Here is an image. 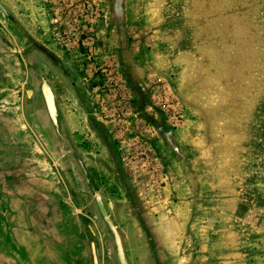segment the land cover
Wrapping results in <instances>:
<instances>
[{
  "label": "rangeland",
  "instance_id": "rangeland-1",
  "mask_svg": "<svg viewBox=\"0 0 264 264\" xmlns=\"http://www.w3.org/2000/svg\"><path fill=\"white\" fill-rule=\"evenodd\" d=\"M0 68L82 264H264V0H0Z\"/></svg>",
  "mask_w": 264,
  "mask_h": 264
},
{
  "label": "crops",
  "instance_id": "crops-1",
  "mask_svg": "<svg viewBox=\"0 0 264 264\" xmlns=\"http://www.w3.org/2000/svg\"><path fill=\"white\" fill-rule=\"evenodd\" d=\"M13 84L0 68V264H82L75 249H67L83 240L70 233L75 219L64 211L56 219L60 208L53 212L54 193L45 187L51 172L36 173L30 156L36 148L20 137L19 93L8 90Z\"/></svg>",
  "mask_w": 264,
  "mask_h": 264
},
{
  "label": "flooded vegetation",
  "instance_id": "flooded-vegetation-1",
  "mask_svg": "<svg viewBox=\"0 0 264 264\" xmlns=\"http://www.w3.org/2000/svg\"><path fill=\"white\" fill-rule=\"evenodd\" d=\"M29 68V67H28ZM32 69L30 68L29 73H32V76H28L27 83L24 85V90L19 91V98L21 96H27V99H30V103L34 108V103L38 98H42L44 101V108L52 121L53 125H57V105L54 93L51 89V87L47 84L45 81V78L43 79L41 75H37V71L31 72ZM35 80L38 82L36 85V88H33L32 83H29V81ZM23 93V94H22ZM26 105V104H25ZM26 113V112H25ZM25 115V114H24Z\"/></svg>",
  "mask_w": 264,
  "mask_h": 264
}]
</instances>
